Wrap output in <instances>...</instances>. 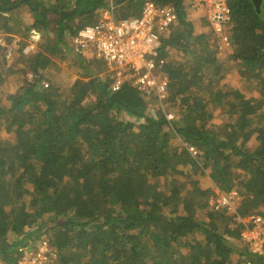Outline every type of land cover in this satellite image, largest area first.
Here are the masks:
<instances>
[{"label":"trees","instance_id":"16d2710c","mask_svg":"<svg viewBox=\"0 0 264 264\" xmlns=\"http://www.w3.org/2000/svg\"><path fill=\"white\" fill-rule=\"evenodd\" d=\"M147 2L176 14L159 49L171 123L73 51L79 29L137 19ZM187 2L0 0L1 264L42 241L53 264L251 259L236 220L264 219V0H227L229 53Z\"/></svg>","mask_w":264,"mask_h":264},{"label":"built area","instance_id":"2783aa9c","mask_svg":"<svg viewBox=\"0 0 264 264\" xmlns=\"http://www.w3.org/2000/svg\"><path fill=\"white\" fill-rule=\"evenodd\" d=\"M192 2L195 7L202 5L206 10L214 33L219 38L218 46L222 48L224 44L229 47L224 27L230 17L226 0ZM175 21L176 14L171 8L147 2L137 19L116 22L108 16L93 27L79 29L72 38L73 51L86 59L93 57L107 66L112 94L131 82L143 101L147 116H154L157 109L163 113L165 121L171 123L175 119L171 110L173 94L162 73L165 61L160 59L159 49L160 37ZM27 49L33 50L30 46ZM220 200L222 204L227 203L224 198ZM210 203L213 206L214 203ZM259 214L260 211L250 209L246 219L236 220L241 226L240 244L251 258L241 264H264V219ZM259 257L263 262L254 259ZM55 260L56 255L51 253L48 243L42 241L36 246L21 248L17 264H53Z\"/></svg>","mask_w":264,"mask_h":264},{"label":"rangeland","instance_id":"374dc122","mask_svg":"<svg viewBox=\"0 0 264 264\" xmlns=\"http://www.w3.org/2000/svg\"><path fill=\"white\" fill-rule=\"evenodd\" d=\"M156 1V0H155ZM198 9H196V10H192V9H190L189 11H188V16L191 18V19H198L199 17H204V19L206 20V17H205V15H204V11L203 10H201V9H203V6L202 5H200V6H198L197 7ZM105 17H108V16H110V15H108V14H105L104 15ZM104 17V18H105ZM19 26H21V27H23V28H26L28 25H26V23L25 22H21V23H19L18 24ZM205 29V28H204ZM226 36V35H225ZM37 38V37H36ZM223 47L222 48H218V50L220 51V52H227V53H229L230 52V50L229 49H231L230 48V46L228 47L227 45H222ZM30 47H32V45H30ZM33 48V50H37V47L36 46H33L32 47ZM263 49H264V45H263V47H262ZM16 50V49H15ZM33 50H29V49H26V51H25V54L26 53H29L30 54V52L31 51H33ZM58 65V67H56V69H55V71L54 72H56V71H59L60 69H62L63 68V66L61 65V64H57ZM231 77V76H230ZM229 77V78H230ZM236 77H238L237 75H234V76H232V79H230V80H228V81H225V82H229V84H230V86H231V84L232 85H234V86H236V85H238L239 84V79H237L236 80ZM168 108V107H167ZM213 116H212V119H213V125H214V127H215V124H216V122L220 119V116H219V114L216 112V109L215 108H213ZM201 183L204 185V186H206L207 184H208V179L207 178H201ZM245 219H246V217H245ZM244 219V220H245Z\"/></svg>","mask_w":264,"mask_h":264},{"label":"clouds","instance_id":"9594fccd","mask_svg":"<svg viewBox=\"0 0 264 264\" xmlns=\"http://www.w3.org/2000/svg\"><path fill=\"white\" fill-rule=\"evenodd\" d=\"M226 3H227V0H226ZM186 7H187V13H188V11H189L190 9H192V10H196V9H198L197 7H195V6L193 5L192 0H188V2H187V4H186ZM142 8H143V7H142ZM201 10L204 11V15H205V17H206V21H207V22L209 23V25H210V28H211V30H212V34H213L214 36H216L215 33H214V30H213V28H212V26H211V24H210V22H209V20H208V15H207L206 10H205L204 8L201 9Z\"/></svg>","mask_w":264,"mask_h":264},{"label":"crops","instance_id":"0c3cea01","mask_svg":"<svg viewBox=\"0 0 264 264\" xmlns=\"http://www.w3.org/2000/svg\"><path fill=\"white\" fill-rule=\"evenodd\" d=\"M154 3V2H153ZM141 15V14H140ZM32 47H33V45H32ZM72 47V46H71ZM77 54V53H76ZM81 56V55H80ZM81 57H83V56H81ZM85 58V57H84ZM86 59V58H85ZM92 59H93V57H91L90 58V60L92 61ZM94 60V59H93ZM96 61V60H95ZM100 66H102V67H104V73L105 74H107V78L109 79V75H108V73H107V70H108V68H107V66L103 63V62H101V61H96ZM110 80V79H109ZM135 89V88H134ZM135 91H136V89H135ZM136 94L139 96V94H138V92L136 91ZM140 97V96H139ZM142 100V99H141Z\"/></svg>","mask_w":264,"mask_h":264},{"label":"water","instance_id":"95a60500","mask_svg":"<svg viewBox=\"0 0 264 264\" xmlns=\"http://www.w3.org/2000/svg\"><path fill=\"white\" fill-rule=\"evenodd\" d=\"M254 6L256 7V9L258 10L259 7L261 6L262 0H252Z\"/></svg>","mask_w":264,"mask_h":264}]
</instances>
